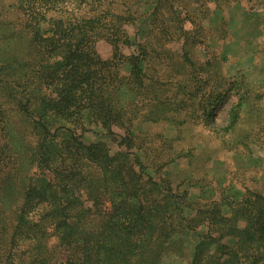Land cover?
I'll use <instances>...</instances> for the list:
<instances>
[{
    "label": "rangeland",
    "instance_id": "rangeland-1",
    "mask_svg": "<svg viewBox=\"0 0 264 264\" xmlns=\"http://www.w3.org/2000/svg\"><path fill=\"white\" fill-rule=\"evenodd\" d=\"M40 82L66 122L81 123L90 108L102 121L100 107L108 108L112 129L129 144L118 145L120 136L102 127L77 141L98 144L123 172L129 157L122 154L136 155L143 173L164 179L183 216L200 224L193 232L168 227L162 249L176 252L157 255L158 264H207L222 244H234L238 232L209 217L232 214L228 206L237 202L258 205L254 227L262 239L264 0H0V144L11 136L36 144L35 109L28 117L23 102L30 95L40 104L33 91ZM61 141L64 150L84 152L67 137ZM23 162L25 174H34L29 157ZM108 169L113 183L104 197L122 205L127 188ZM21 190L7 198L21 205ZM200 205L206 216L196 212ZM244 222L230 223L241 230ZM213 228L216 239L201 241ZM110 230L120 232L114 222ZM179 237L184 251L176 247Z\"/></svg>",
    "mask_w": 264,
    "mask_h": 264
},
{
    "label": "trees",
    "instance_id": "trees-1",
    "mask_svg": "<svg viewBox=\"0 0 264 264\" xmlns=\"http://www.w3.org/2000/svg\"><path fill=\"white\" fill-rule=\"evenodd\" d=\"M36 88L35 94L43 98L40 104H34L30 95L23 102L28 117L35 109L36 144L22 145L12 136L0 144V193L4 196L0 198V264H158L157 255L175 254L173 249H162L168 242L166 229L178 223L193 232L200 224L189 215L183 216L186 211L177 203L178 196L169 184L143 173L145 166L136 155L122 154L129 157V169L123 172L98 144L77 141L89 130L102 127L107 135L120 136L118 145L129 144L112 129L111 123H117L111 122L108 108L100 107L99 115L106 110L102 121L96 120V112L90 108L81 123L66 122L52 109L47 87L44 90L40 82ZM64 137L75 141L84 152L64 150ZM25 157L36 168L32 175L25 174ZM112 167L118 171L115 183L127 188L122 205L115 203L112 195L104 197L113 183L107 175ZM131 183L133 192L128 190ZM19 187L21 205L15 197L7 198ZM145 188L148 190L142 191ZM127 195L133 196L131 202ZM108 201L112 204L105 208ZM151 203L157 205L151 209ZM228 207L232 214L227 211L209 218L217 216L220 224L237 231V240L231 246L222 244L207 264H264V234L261 239L260 228L254 227L261 212L258 205L244 209L237 202L236 207ZM197 211L205 216L210 212L203 205ZM239 218L245 221L241 230L230 223ZM112 222L118 225L119 233L111 232ZM213 232L214 228L204 232L201 241L213 242ZM176 247L184 251L185 240L179 237Z\"/></svg>",
    "mask_w": 264,
    "mask_h": 264
}]
</instances>
